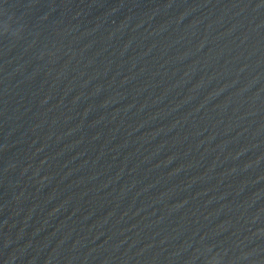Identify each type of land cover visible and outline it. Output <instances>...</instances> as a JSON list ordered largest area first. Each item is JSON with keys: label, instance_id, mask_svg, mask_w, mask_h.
Returning a JSON list of instances; mask_svg holds the SVG:
<instances>
[{"label": "water", "instance_id": "water-1", "mask_svg": "<svg viewBox=\"0 0 264 264\" xmlns=\"http://www.w3.org/2000/svg\"><path fill=\"white\" fill-rule=\"evenodd\" d=\"M0 264H264V0H0Z\"/></svg>", "mask_w": 264, "mask_h": 264}]
</instances>
